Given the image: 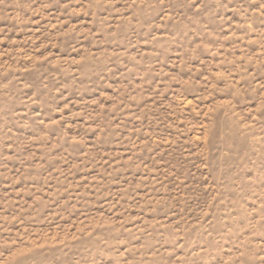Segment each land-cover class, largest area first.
<instances>
[{
  "label": "rangeland",
  "instance_id": "1",
  "mask_svg": "<svg viewBox=\"0 0 264 264\" xmlns=\"http://www.w3.org/2000/svg\"><path fill=\"white\" fill-rule=\"evenodd\" d=\"M0 264H264V0H0Z\"/></svg>",
  "mask_w": 264,
  "mask_h": 264
}]
</instances>
